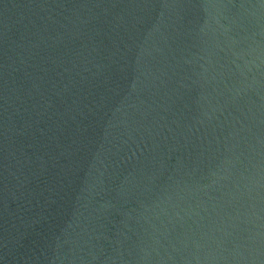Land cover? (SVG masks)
<instances>
[{
	"label": "water",
	"instance_id": "obj_1",
	"mask_svg": "<svg viewBox=\"0 0 264 264\" xmlns=\"http://www.w3.org/2000/svg\"><path fill=\"white\" fill-rule=\"evenodd\" d=\"M0 264H264V0H0Z\"/></svg>",
	"mask_w": 264,
	"mask_h": 264
}]
</instances>
